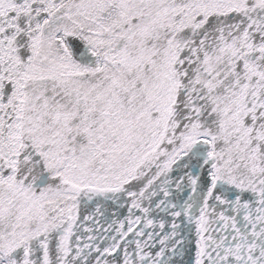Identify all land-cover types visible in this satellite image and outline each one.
<instances>
[{"label": "snow or ice", "instance_id": "snow-or-ice-1", "mask_svg": "<svg viewBox=\"0 0 264 264\" xmlns=\"http://www.w3.org/2000/svg\"><path fill=\"white\" fill-rule=\"evenodd\" d=\"M0 264H264V0H0Z\"/></svg>", "mask_w": 264, "mask_h": 264}]
</instances>
